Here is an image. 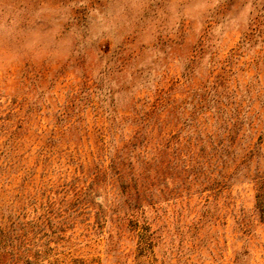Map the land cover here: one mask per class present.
I'll list each match as a JSON object with an SVG mask.
<instances>
[{
  "label": "rangeland",
  "instance_id": "374dc122",
  "mask_svg": "<svg viewBox=\"0 0 264 264\" xmlns=\"http://www.w3.org/2000/svg\"><path fill=\"white\" fill-rule=\"evenodd\" d=\"M192 54L193 81L182 76ZM228 56L229 88L246 115L260 113L264 0H0V200L16 219L4 264H264L249 183L219 195L157 191L132 208L93 181L97 129L106 163L132 129L98 113L110 91L120 109L134 93L152 99L158 84L173 83L181 100ZM245 86L258 98L254 109ZM82 87L87 99L67 107ZM243 130L252 135L247 123Z\"/></svg>",
  "mask_w": 264,
  "mask_h": 264
},
{
  "label": "trees",
  "instance_id": "16d2710c",
  "mask_svg": "<svg viewBox=\"0 0 264 264\" xmlns=\"http://www.w3.org/2000/svg\"><path fill=\"white\" fill-rule=\"evenodd\" d=\"M191 56L182 76L193 81L194 66L191 64H194L196 55ZM230 66V56L222 59L213 74L214 79L197 78L181 100L171 91L173 83L170 86L158 84L151 94L152 99L149 95L139 98L134 93L129 99V109H120L110 91L106 109L101 108L98 113L105 122L122 129L127 123L132 129L127 137L122 136L120 145H115V154L109 158L108 164L106 134L103 128L97 129L94 157L100 160V164L93 181L111 185L118 190V198L122 197L123 203L132 208L145 202L152 203L157 191L169 195L184 190L189 194L196 186L201 191L219 195L230 189L234 181L246 182L251 184L253 191V211L258 222L264 224V102L260 103V113L246 115L243 112V100L237 101L236 90L227 84ZM138 73L137 77L141 72ZM132 86L133 83H128L124 91ZM245 87L248 110L251 106L254 109L258 98L252 96L248 86ZM88 88L80 89V93H85L83 97L73 95L67 107L72 109L76 99H87ZM186 105L190 106L188 112H185ZM207 112H210L209 116ZM210 116L214 120L212 129H209ZM245 123L252 132L248 138L244 135ZM255 124L261 125V129H256ZM181 140L187 143L186 147L180 146ZM148 143H152L150 151L136 153ZM0 204V264H4L9 255L6 248L8 238L15 231L16 219L10 213L5 215L2 212V199ZM203 217L205 214L201 215ZM238 220L241 231H248L246 217L242 215Z\"/></svg>",
  "mask_w": 264,
  "mask_h": 264
}]
</instances>
